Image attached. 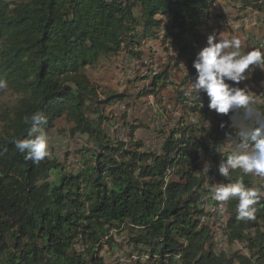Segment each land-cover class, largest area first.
I'll return each instance as SVG.
<instances>
[{
  "label": "trees",
  "instance_id": "1",
  "mask_svg": "<svg viewBox=\"0 0 264 264\" xmlns=\"http://www.w3.org/2000/svg\"><path fill=\"white\" fill-rule=\"evenodd\" d=\"M220 2L230 9L219 12ZM248 9L264 11V0H0V97L14 98L0 108V264H113L117 254L125 264H264V197L253 221L236 219V201L225 204L228 244L242 251L217 252L200 225L199 199L211 184L201 166L223 158L213 143L228 129L190 87L207 34H225L227 20ZM101 61L117 71L135 64L127 81L142 83L135 99L180 108L175 128L160 125L156 145L137 140L132 126L126 139L106 136L102 123L132 95L99 91L88 70ZM37 111L47 131L65 118L71 134L92 142L71 171L15 149L30 127L23 118Z\"/></svg>",
  "mask_w": 264,
  "mask_h": 264
},
{
  "label": "clouds",
  "instance_id": "2",
  "mask_svg": "<svg viewBox=\"0 0 264 264\" xmlns=\"http://www.w3.org/2000/svg\"><path fill=\"white\" fill-rule=\"evenodd\" d=\"M241 49L237 36L229 39L220 38L217 31L208 33L191 61L190 87L197 97L207 98L209 112L221 117L219 128L228 129L221 141L213 143V151L223 157L215 165L216 174L229 177L237 173L233 182L211 187L210 198L219 204L236 201V219L247 222L256 219V205L264 197L261 187L244 181L250 175L264 179V105L255 98L264 94V81L259 93L244 82L257 71L264 73V47ZM6 87L7 81L0 79V89ZM23 119L30 127L22 138L13 140L14 147L26 161L39 164L51 156L47 117L37 111ZM208 124L211 127L212 122ZM212 169V162L205 161L200 172L209 174Z\"/></svg>",
  "mask_w": 264,
  "mask_h": 264
},
{
  "label": "rangeland",
  "instance_id": "3",
  "mask_svg": "<svg viewBox=\"0 0 264 264\" xmlns=\"http://www.w3.org/2000/svg\"><path fill=\"white\" fill-rule=\"evenodd\" d=\"M222 5V2H220L215 6L219 12L230 9ZM254 10L255 9H248L247 13L236 22H230L228 19V30L219 37L229 39L233 36L239 37L242 42V51L258 45L264 47V43H262L264 42V11H259L262 12L261 14L254 13ZM211 24H214V21H211ZM234 24L236 25L234 26ZM149 47L148 43L145 46L143 44L142 50L147 54ZM154 47L156 49V46ZM157 56L160 57L161 55L158 54ZM100 63L101 64L96 68L88 70V76L91 82L98 87L99 91H106L107 89L116 92L128 91L132 95L130 99L113 108V119L102 123L101 126L108 138L111 140L126 139L128 126H132L136 127L134 137L137 140H140L143 144L153 146L156 145V134L158 135L161 131L159 130L160 128L155 130V123H157L159 127L161 125L163 130L176 127V123L181 116L179 112L180 108H176L177 111L173 110L174 108L170 104L171 109H173L171 113H169L165 104H163L164 102L155 104V100L152 96H149L150 98L135 99V95L142 83L135 82L133 84H128L127 82L128 79H134L135 74L132 68H134L135 64H128V62H125V65H128L129 68L117 71L114 65L111 64V61H101ZM261 81H264V73H260L259 71L249 77V82L254 85L256 89H260L259 85ZM170 91V88L166 89L165 93ZM256 92L259 93L257 90ZM255 98L260 102L264 101L262 100L264 97L260 96ZM147 99H153V105H149ZM13 104L14 98L10 97L9 94L5 97H0V108L10 107ZM122 105L125 106V109H121ZM110 121L114 123V126H110ZM71 128L72 124L67 122L65 118H61L47 131L50 136V158H54L61 162L65 166L66 171H71L75 168L76 162L79 160V154H77L79 150L92 147V142L87 135L79 133L73 135L71 134ZM212 164L214 167L215 164ZM251 178L255 185L264 188V179L255 176H251ZM216 179L219 181V177H216ZM116 257H118L120 261H110V263L125 264L126 261L124 257L119 256V254H117Z\"/></svg>",
  "mask_w": 264,
  "mask_h": 264
},
{
  "label": "built area",
  "instance_id": "4",
  "mask_svg": "<svg viewBox=\"0 0 264 264\" xmlns=\"http://www.w3.org/2000/svg\"><path fill=\"white\" fill-rule=\"evenodd\" d=\"M254 13H261L257 10H254ZM245 20V19H244ZM236 24H234L235 26ZM260 97V96H259ZM149 105H153V99H147ZM166 109L171 113L172 109L170 104L164 103ZM121 109H125V106L122 105ZM176 110L177 109H173ZM155 130L159 128L158 124H154ZM148 145V144H147ZM203 166V165H202ZM201 166V168H202ZM207 177L211 184H205L204 190L199 199V209L203 212L200 217V225L206 227L212 236V242L215 245L217 252L227 253L229 250H241V246L237 243L232 245L228 244V235L227 231V222L229 219L228 213L226 211L225 204H219L210 198V188L215 186L216 183L221 182L216 179L219 175L216 174L215 166L209 174H204ZM228 245V246H227ZM230 246V247H229ZM242 251V250H241Z\"/></svg>",
  "mask_w": 264,
  "mask_h": 264
},
{
  "label": "crops",
  "instance_id": "5",
  "mask_svg": "<svg viewBox=\"0 0 264 264\" xmlns=\"http://www.w3.org/2000/svg\"><path fill=\"white\" fill-rule=\"evenodd\" d=\"M258 86V85H257Z\"/></svg>",
  "mask_w": 264,
  "mask_h": 264
}]
</instances>
